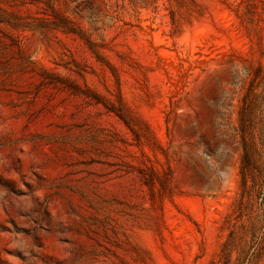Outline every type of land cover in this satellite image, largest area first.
Returning <instances> with one entry per match:
<instances>
[{
	"label": "rangeland",
	"instance_id": "374dc122",
	"mask_svg": "<svg viewBox=\"0 0 264 264\" xmlns=\"http://www.w3.org/2000/svg\"><path fill=\"white\" fill-rule=\"evenodd\" d=\"M0 264H264V0H0Z\"/></svg>",
	"mask_w": 264,
	"mask_h": 264
}]
</instances>
